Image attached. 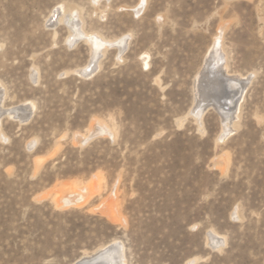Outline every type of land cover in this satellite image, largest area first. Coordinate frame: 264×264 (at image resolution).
Returning a JSON list of instances; mask_svg holds the SVG:
<instances>
[{
  "label": "rangeland",
  "instance_id": "1",
  "mask_svg": "<svg viewBox=\"0 0 264 264\" xmlns=\"http://www.w3.org/2000/svg\"><path fill=\"white\" fill-rule=\"evenodd\" d=\"M0 115V264H264V0H0Z\"/></svg>",
  "mask_w": 264,
  "mask_h": 264
},
{
  "label": "bare ground",
  "instance_id": "2",
  "mask_svg": "<svg viewBox=\"0 0 264 264\" xmlns=\"http://www.w3.org/2000/svg\"><path fill=\"white\" fill-rule=\"evenodd\" d=\"M74 14H75V17H78V14L75 13L74 10H71V9L66 10L65 6H60L59 8H57L56 11L53 12L52 17L50 18V20L53 19V18H56V21H63L64 19L67 18L66 16H74ZM222 32L223 31L221 29V34H222ZM220 47H221L220 46V40H218V41L215 42L214 51H213V53L211 55V58L207 62L208 77L211 76V78L207 77V79H208V84H207V87H206L207 94H205L203 96V98L204 97L206 98V96L207 97H212L211 98L212 100H215L216 102H218V100H219L218 97H221L223 95L222 97L225 98V101L230 100L231 103H234L233 102L234 101V96H236L238 94V92L240 91L241 86H240V82L236 78L224 79L225 75H224V73H222L223 72L222 70H223V68L227 69L228 66H227L226 62L225 63H221L222 60H223V57H222L221 54H219L218 51H216V49L220 48ZM91 74L92 73H89V74H87V76L91 75ZM242 86H244V85H242ZM223 88L225 90L224 92H222ZM220 92H222L221 95H220ZM216 98H217V100H216ZM226 99H228V100H226ZM219 108L222 111H225V109H223L224 106L219 107ZM236 110H235V112H236ZM228 116L229 115L225 113L223 118L224 117L227 118ZM0 117H1V115H0ZM0 126H2V125H0ZM97 129H98L97 132L106 131L110 135L112 134L111 131L109 130V128L107 126H105L101 122H98ZM0 130L2 131V129H0ZM93 136H94V134L91 135V137H93ZM86 192L88 193V191H86L85 189L84 190H80V191L70 190L66 194H64V195L62 194L63 196L60 199V201L63 204L62 207L64 208V207H69V206H75V205H79V204L83 203V201L85 200V197L87 196ZM58 203H59V201H58ZM209 237H210V242L213 245V247L216 248V247L222 246L223 243H221V241H219V239L217 238V234H215V233L210 234ZM219 244H220V246H219ZM106 250L108 252H106L104 254H97V255H93L91 257L89 256V257L82 258L81 260L78 261L77 264H80V263H89L90 264V263H94L96 261L98 263H105V264H125L126 263L125 262V258H124L123 247L120 246L119 243H115L114 245L111 246V248H109V249L107 248ZM118 250H120V251H118Z\"/></svg>",
  "mask_w": 264,
  "mask_h": 264
},
{
  "label": "water",
  "instance_id": "3",
  "mask_svg": "<svg viewBox=\"0 0 264 264\" xmlns=\"http://www.w3.org/2000/svg\"><path fill=\"white\" fill-rule=\"evenodd\" d=\"M109 248H111V246L108 247V249H109ZM80 264H89V263H80ZM90 264H105V263H98V262L96 261V262H94V263H90Z\"/></svg>",
  "mask_w": 264,
  "mask_h": 264
}]
</instances>
